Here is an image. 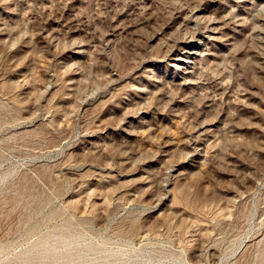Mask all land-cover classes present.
<instances>
[{"label":"rangeland","instance_id":"374dc122","mask_svg":"<svg viewBox=\"0 0 264 264\" xmlns=\"http://www.w3.org/2000/svg\"><path fill=\"white\" fill-rule=\"evenodd\" d=\"M0 264H264V0H0Z\"/></svg>","mask_w":264,"mask_h":264},{"label":"bare ground","instance_id":"6f19581e","mask_svg":"<svg viewBox=\"0 0 264 264\" xmlns=\"http://www.w3.org/2000/svg\"><path fill=\"white\" fill-rule=\"evenodd\" d=\"M200 10V9H199ZM195 15V20H197L198 18H199V16H198V13H195L194 14ZM194 26V25H193ZM196 26V25H195ZM206 27H208V26H206ZM193 28V27H192ZM195 28V27H194ZM2 35V34H1ZM189 40V39H188ZM191 41L189 40V41H186L183 45H185L186 47V49H187V51H185V53L186 54H182V55H177L175 58V60L174 61H176V60H181L182 61V59H183V61H185V62H188L189 60H191V59H194L193 57H194V54H195V50H191L192 48H190L191 47ZM190 51V52H189ZM178 64H181V63H178Z\"/></svg>","mask_w":264,"mask_h":264}]
</instances>
